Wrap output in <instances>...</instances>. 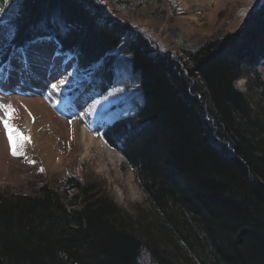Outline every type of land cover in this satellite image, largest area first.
<instances>
[{"label": "trees", "instance_id": "obj_1", "mask_svg": "<svg viewBox=\"0 0 264 264\" xmlns=\"http://www.w3.org/2000/svg\"><path fill=\"white\" fill-rule=\"evenodd\" d=\"M0 6L14 30L0 62L37 37L52 40L95 96L114 85V52L124 45L142 103L101 137L126 160L154 215L131 218L100 182L74 177L63 181L73 194L45 181L27 193L1 190L0 264H264V11L182 60L95 0ZM244 74L251 101L232 86Z\"/></svg>", "mask_w": 264, "mask_h": 264}, {"label": "rangeland", "instance_id": "obj_2", "mask_svg": "<svg viewBox=\"0 0 264 264\" xmlns=\"http://www.w3.org/2000/svg\"><path fill=\"white\" fill-rule=\"evenodd\" d=\"M95 1L113 19L136 28L151 43L154 50L182 60L186 56L185 51H195L206 41L241 28L255 6V0H210L207 5L197 0ZM0 19L4 21L0 26L3 35V38L0 37V45H5L10 38L9 27L3 13H0ZM43 47L46 49L52 47L58 54L57 44L52 40H44ZM16 53L17 50L9 55L4 64L0 63V105L11 106L7 116L3 108H0V111L9 123L19 130L20 138L24 140L27 137L28 140H25L19 154L13 156L3 121L0 119V191L27 193L31 185L45 181L58 189L60 194H64L67 188L63 181L74 177L80 181L100 182L105 194L131 218L136 219L142 215L143 222L153 219L154 215L146 194L128 163L118 151L103 142L100 135L104 125L115 118L135 113L142 103L138 75L131 70L130 55L125 51L124 45L114 52L116 57L114 85L101 96L91 94L90 84L76 76L73 57L68 54L57 56L66 64L69 63L68 71L61 77L65 84L58 87L59 94L55 95L58 105L61 103V108L67 107L63 113L65 115L62 114V120L69 122L74 118L76 123L79 122L94 136L98 146L92 145L87 153L86 150L74 149V145L64 147L61 142L50 138L47 143L44 139L38 141L31 139L26 128L28 120L31 119L29 115L32 114L31 101L37 100L32 103L34 106L46 104L49 88L46 85L38 92L32 90L33 93L20 89L16 91L18 89L13 85L22 76V64L17 60ZM258 68L264 80V60L260 62ZM236 82L242 83V90L236 87ZM81 85H86L88 91L85 92V87ZM232 86L251 101L249 78L245 74L235 79ZM116 88L124 91L115 92ZM105 96H108V99H104ZM95 100H99L100 104L90 112L89 109ZM49 153L56 157L65 155V160L68 161L58 168L49 166L45 163L46 154ZM74 192L75 188H69L66 193Z\"/></svg>", "mask_w": 264, "mask_h": 264}, {"label": "bare ground", "instance_id": "obj_3", "mask_svg": "<svg viewBox=\"0 0 264 264\" xmlns=\"http://www.w3.org/2000/svg\"><path fill=\"white\" fill-rule=\"evenodd\" d=\"M197 1L205 5L210 3V0H197ZM1 33L2 32L0 30V37L3 38V35H1ZM45 50L47 51L49 58L44 63L36 66L35 71L27 72V73L22 72V76L19 77L18 80L15 81V85H13L14 87H16V89H18L16 91L23 90L26 92L30 91L31 93H33L34 91L36 92L40 91V89L46 85L49 88L48 96H46L47 105L35 104L37 106L36 107L32 103L34 101L37 102V100L31 101L32 114L29 115L31 116L30 117L31 119L28 118L29 120L28 123L26 124V128L28 129L29 136L34 141H38V139L39 140L44 139L46 140V143L47 141H49V138L51 140H57V142H61L62 144H64L63 145L64 147L66 146L71 147L72 145H74L75 147L74 149L80 151L86 150L87 153L89 147H91L92 145L98 146V142L94 140L93 138L94 136H92V134L88 132L83 125H80L79 122L76 123L74 118L73 120H71V123L64 122L62 120V116L65 115L63 113L66 111L65 109H67V107L61 108L60 105L61 103L59 104L60 105L59 106L58 105L59 102L56 100L55 97V95L58 93L57 92L58 87L63 86V84L62 85L60 84V80L62 75H64L68 71L69 63L66 64V62H64L61 59V57H57L61 55L56 54L54 48L52 47H50V49L45 48ZM16 58L21 64H25L27 62V57L24 54V50L22 49L17 51ZM52 84H56L57 88L53 89ZM241 84H242L241 82H236V87L239 90H242L243 88ZM42 100L44 102V99ZM69 112L71 113V111ZM39 146H41V148H45L43 145H39ZM46 155L47 156L45 159V163L55 168L65 165V163L68 161V159L65 160L66 159L65 155L64 157L63 156L56 157L50 153Z\"/></svg>", "mask_w": 264, "mask_h": 264}, {"label": "snow or ice", "instance_id": "obj_4", "mask_svg": "<svg viewBox=\"0 0 264 264\" xmlns=\"http://www.w3.org/2000/svg\"><path fill=\"white\" fill-rule=\"evenodd\" d=\"M13 3H17L18 0H12ZM8 0H4V4L7 5ZM5 11V8L3 6H0V13H3ZM258 11H264V0H255V6L252 9V12L249 13V18L253 16V14L257 13ZM4 21L0 19V26H2ZM58 27L64 32L68 33L72 30V26L70 24H67L66 22L61 21L58 25ZM14 35V30L9 29V37ZM44 39L42 37H37L33 39L30 42V45L28 48L24 50V54L27 57V62L25 64L21 65V71L22 72H32L36 70V66L44 63L49 57L48 53L43 47ZM9 80H10V75H9ZM64 80H60V84H64ZM82 87H85V92L88 91V88L86 85H81ZM52 88L55 89L57 88L56 84H52ZM124 91L123 89L116 88L115 92H122ZM109 95H114V93H109ZM104 99H108V96H105ZM100 104L99 100H95L94 103L92 104L91 108L89 111L95 109V106ZM0 108H3L5 110V115H8L9 110H11L10 105H0ZM71 123V121H69ZM4 128L7 134V140L8 144L11 150V154L13 156H17L20 152V149L23 147L25 140H28L27 137L22 140L20 138V133L18 129L14 128V125L10 124L7 119L3 120ZM14 131L16 135L14 136ZM99 134V132L97 133ZM32 162V161H29ZM43 171V169H41Z\"/></svg>", "mask_w": 264, "mask_h": 264}]
</instances>
